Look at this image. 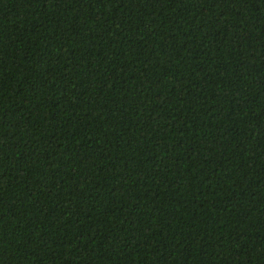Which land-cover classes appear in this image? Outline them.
Instances as JSON below:
<instances>
[{
	"label": "trees",
	"instance_id": "trees-1",
	"mask_svg": "<svg viewBox=\"0 0 264 264\" xmlns=\"http://www.w3.org/2000/svg\"><path fill=\"white\" fill-rule=\"evenodd\" d=\"M0 264H264V0H0Z\"/></svg>",
	"mask_w": 264,
	"mask_h": 264
}]
</instances>
